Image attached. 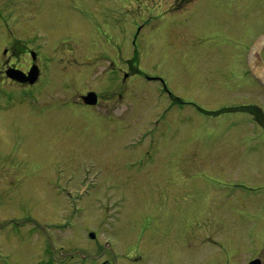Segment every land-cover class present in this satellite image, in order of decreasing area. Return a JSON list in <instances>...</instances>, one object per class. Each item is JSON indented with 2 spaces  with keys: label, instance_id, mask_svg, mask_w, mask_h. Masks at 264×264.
Returning a JSON list of instances; mask_svg holds the SVG:
<instances>
[{
  "label": "rangeland",
  "instance_id": "374dc122",
  "mask_svg": "<svg viewBox=\"0 0 264 264\" xmlns=\"http://www.w3.org/2000/svg\"><path fill=\"white\" fill-rule=\"evenodd\" d=\"M22 1L26 24L20 6L1 4L0 70L13 42L1 29L7 21L13 39L43 51V78L57 85L30 89L34 98L22 107L0 105V264H68L90 251L114 264L189 263L197 255L190 245L185 259L166 247L182 216L174 207L185 192L181 179L200 170L229 179L213 174L221 141L246 126V107L264 112L251 65L264 37L255 31L264 0H45L43 9ZM22 60L24 68L33 62ZM144 74L162 78L174 97ZM4 76L0 101L21 89ZM90 91L100 98L91 110L78 104ZM259 136L244 156L264 157ZM74 179L87 192L98 188L88 199L74 195Z\"/></svg>",
  "mask_w": 264,
  "mask_h": 264
},
{
  "label": "flooded vegetation",
  "instance_id": "af4514ba",
  "mask_svg": "<svg viewBox=\"0 0 264 264\" xmlns=\"http://www.w3.org/2000/svg\"><path fill=\"white\" fill-rule=\"evenodd\" d=\"M6 2L9 3V5H14V7L17 6L18 9V6H20L24 14L21 22L23 21L24 24H26V12L24 11L29 10L27 2L25 1V3H23L22 0H6L5 2H0V16L3 15L1 4ZM44 2L45 0H38V7L43 9ZM258 20L260 25L255 27V31L263 30L261 33H264V17H259ZM1 29L4 33L7 32L10 39L13 40L11 45L3 50V55L6 57V60L2 62V68L0 70L3 76L5 75L7 77V71L14 70L29 75V71L34 64L39 68V78L34 85H29L28 83L21 84L7 78L6 80L10 81L12 84L21 86L20 91L17 90L16 94L10 97L14 99L13 96H15V100L19 101L20 97L27 94L30 89L39 87L40 85L42 88H40V90L38 89L39 93L53 90L57 83L52 84V77L50 79L43 78V76L47 74L44 73V66L41 62L43 51L38 52L35 61L32 59V64L24 68L23 66L27 61L22 60L23 55H30L32 50H29L28 46L22 43V41L19 43L16 39L12 38V36H14V30L12 25H9L7 21L3 23V26L1 25ZM19 60H21L20 64H18ZM115 65V62H111V66L114 67ZM46 72L50 71L46 70ZM127 78L129 79V77ZM144 78L151 83H155L158 87L160 86L161 90H165L167 97H174L168 90L167 85L164 84L160 78ZM42 79L45 81L44 86L41 84ZM253 84L255 88L259 89L264 95V86L258 85L255 81ZM90 92L80 94L79 98H82ZM5 96H7V98L3 99L4 101H0V105H7L6 101L12 100L8 95L5 94ZM118 98L122 105L123 95L121 94ZM19 103L22 104V99L20 102H17V104ZM78 104L85 106V108H89V110L93 108L80 103ZM99 104L100 98L98 94V103L96 107L99 106ZM246 114L248 116L247 124H245L246 126H233L236 128L231 134L232 141L222 140L221 144L223 146L219 148L220 151H223V154H221V160L217 159L216 165L218 164L222 167H217L219 171L213 174H215V176L223 174L229 179L223 180L212 177L211 175L209 176L203 170H200V173L192 174L191 177L189 176L190 179L185 177L181 179L182 184L186 185L183 186L185 192H183L181 196V205H176L174 207H180L179 209L181 210L182 216L177 219L175 226L170 228V236H168L167 240L170 242V245H166V247L170 249L171 253H180L184 255L183 259H185L187 257L185 252L190 245L191 247L189 250L192 251L193 248V251L197 252V255L195 257H190L191 261L189 263L182 261L178 264H264V157L254 158L244 156L245 151L258 141L251 139L260 138L259 135L264 134V112L260 107H256L247 111ZM246 128L250 130L248 133H246V131H241V129ZM226 129H228L227 125L224 131H217L215 136H224ZM240 134V138H236V136ZM196 156L198 157V154ZM189 158V155H182V161L190 168L191 162ZM140 159L141 157L132 162H137ZM195 164L200 166L199 163ZM215 168L216 166L214 164V169ZM129 179L133 180L131 176H129ZM74 182H76L79 188V191H77L75 195H80L82 187L75 179L71 184ZM196 183H199L200 186ZM187 185L193 186L194 189L189 192L187 190ZM2 191L3 188L0 187V192ZM65 191L70 193L68 188L63 192ZM94 191L95 190L92 192ZM126 191H131L133 195H137L136 192H140V190L138 191L136 189H127ZM74 192H76V189H74ZM163 205L166 206L165 203H163ZM111 211L113 210H110V212ZM114 212L109 214V216L114 215ZM115 220H118V218H115ZM143 230L144 229H142V231ZM174 232L179 233L176 240L171 237ZM192 233L193 236H191ZM95 240H98L97 236L92 241L96 242ZM109 240L112 241V239L108 238L105 241V247H111L108 242ZM179 243H181V245L177 246L176 244ZM98 249L100 250L101 247L97 248V250ZM115 254L117 255V253ZM81 257V261L76 260L75 257H70L69 264H114L111 259L100 252L93 254L90 251V253L81 255ZM139 259L140 257L138 261ZM142 260H150V258L140 259V261ZM53 261H56V259ZM133 262L134 260L131 258L128 263L130 264Z\"/></svg>",
  "mask_w": 264,
  "mask_h": 264
},
{
  "label": "water",
  "instance_id": "95a60500",
  "mask_svg": "<svg viewBox=\"0 0 264 264\" xmlns=\"http://www.w3.org/2000/svg\"><path fill=\"white\" fill-rule=\"evenodd\" d=\"M257 65L262 68L264 71V43L262 44L260 50L258 51L257 55ZM264 75V72H263ZM8 76L14 80L24 82L25 80L21 78V75L18 74L17 71H8ZM30 83L33 84L38 76L37 69L35 67L32 68L30 72ZM84 101L87 104L95 105L96 104V95L94 93L89 94L86 98H84Z\"/></svg>",
  "mask_w": 264,
  "mask_h": 264
},
{
  "label": "bare ground",
  "instance_id": "6f19581e",
  "mask_svg": "<svg viewBox=\"0 0 264 264\" xmlns=\"http://www.w3.org/2000/svg\"><path fill=\"white\" fill-rule=\"evenodd\" d=\"M256 51H257V50H256ZM255 53H256V52H255ZM253 58H254V57H253ZM254 59H255V60H254L255 63H257V57H255ZM253 68H254L255 72L258 73V74H260V77L264 79V75H263V72H264V71L262 70V68H260L257 64H256V66L254 65Z\"/></svg>",
  "mask_w": 264,
  "mask_h": 264
}]
</instances>
